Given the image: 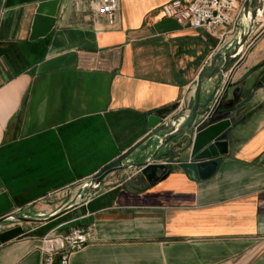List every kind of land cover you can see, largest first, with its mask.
Segmentation results:
<instances>
[{
	"label": "crops",
	"instance_id": "crops-1",
	"mask_svg": "<svg viewBox=\"0 0 264 264\" xmlns=\"http://www.w3.org/2000/svg\"><path fill=\"white\" fill-rule=\"evenodd\" d=\"M46 1L0 0V193L17 213L40 217L57 214L63 197L79 200L24 228L28 237L0 242V264H42L47 234L89 226L91 241L71 264H264V5L227 75L220 111L233 124L216 173L190 179L178 167L190 145L172 144L159 159L171 165L165 179L115 172L79 204L98 172L150 137V116L188 103L230 27L212 36L164 17L173 0H120L110 28L98 0H64L54 29L32 41ZM160 142L149 138L126 164L148 160Z\"/></svg>",
	"mask_w": 264,
	"mask_h": 264
},
{
	"label": "water",
	"instance_id": "water-1",
	"mask_svg": "<svg viewBox=\"0 0 264 264\" xmlns=\"http://www.w3.org/2000/svg\"><path fill=\"white\" fill-rule=\"evenodd\" d=\"M63 4L64 0H50L38 5L30 38L32 41L47 36L54 29ZM263 5L264 0H245L238 25L239 38L229 47L230 49L227 47L224 51L215 54L211 64L201 72L195 92L185 106L180 109L176 106L169 111L149 117V128L152 129L149 138L159 136L161 139L154 154L144 162L126 164L127 159L149 138L143 140L139 146L133 147L98 172L82 192L79 204L97 193L103 180L115 172L139 169L149 183L165 179L171 173V165L159 163V159L165 149L169 147V150H172L170 146L172 144L190 145L188 160L178 163V167L183 169L190 179L206 180L216 173L219 166L218 159L228 153V142L223 139L233 124L231 119H221L220 111L228 80L227 75L242 58L245 46L254 32L258 15L263 11ZM243 20L247 22V29L242 25ZM260 81L264 87V73ZM175 111L176 113L172 114ZM183 118L187 119V123L182 128H178ZM170 151L164 156L169 157ZM73 209L74 206L69 207L47 218H30L15 211V204L6 192L0 193V225L8 221L18 224L49 223ZM29 235L19 225L0 233V242L5 244Z\"/></svg>",
	"mask_w": 264,
	"mask_h": 264
},
{
	"label": "built area",
	"instance_id": "built-area-1",
	"mask_svg": "<svg viewBox=\"0 0 264 264\" xmlns=\"http://www.w3.org/2000/svg\"><path fill=\"white\" fill-rule=\"evenodd\" d=\"M245 0H173L162 7L164 17L175 20L182 26L203 30L208 35H216L220 29L230 27L225 36L231 39V47L239 38V20ZM120 0H98L96 13L104 17L110 28L117 25ZM87 62L102 65V60L93 56ZM218 104V103H217ZM94 226L72 227L66 233L52 232L43 238L42 264H71L75 254L91 241Z\"/></svg>",
	"mask_w": 264,
	"mask_h": 264
},
{
	"label": "rangeland",
	"instance_id": "rangeland-1",
	"mask_svg": "<svg viewBox=\"0 0 264 264\" xmlns=\"http://www.w3.org/2000/svg\"><path fill=\"white\" fill-rule=\"evenodd\" d=\"M78 196H76V198L75 199H72L71 200V195H69V196H66V197H63V198H61L59 201H58V205H59V207H61V208H59L58 210H57V212H55L56 211V209L54 208L53 210H54V212L55 213H58V212H60V211H62V210H64V209H66V208H68V207H70V206H72L73 204H75L76 202H78ZM54 212H52V213H54ZM21 215H23V216H26V217H30V218H47V217H49L50 215H44L43 217H40V216H37L35 213H28V212H26V213H22L21 212ZM62 220V219H61ZM31 224H33V223H21L20 225L23 227V228H29L30 226H31Z\"/></svg>",
	"mask_w": 264,
	"mask_h": 264
}]
</instances>
